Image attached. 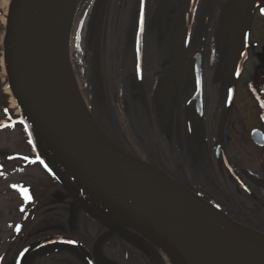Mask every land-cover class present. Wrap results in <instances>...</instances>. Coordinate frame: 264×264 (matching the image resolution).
I'll return each mask as SVG.
<instances>
[{"label":"flooded vegetation","instance_id":"flooded-vegetation-1","mask_svg":"<svg viewBox=\"0 0 264 264\" xmlns=\"http://www.w3.org/2000/svg\"><path fill=\"white\" fill-rule=\"evenodd\" d=\"M120 1L92 0L79 20V47L75 44L72 59L82 97L92 99V89H96L97 103L109 104L124 124L129 112L132 117L138 112L134 96L140 92L152 116L147 122H156L159 162L174 179L158 171L182 187L186 193L180 196L190 200V215L181 209L175 218L180 229L204 252L209 249L224 261L252 264L258 257L254 254L264 252V192L246 175L264 184V146H256L250 138L254 130L264 137V0H198L188 42L186 20L191 0H144L143 70L155 64L166 70L152 96L135 89L137 83L152 76L142 74L138 80L135 74L134 47L142 0H132L130 9L125 8L128 1ZM13 2L0 0V46ZM246 36L247 58L235 77ZM125 58L130 59L127 66ZM196 60L201 70L199 94ZM120 71L126 76L117 81L114 77ZM138 120L143 121L141 117ZM128 123L132 125L131 118ZM218 147L239 180L219 159ZM91 189L94 195H86L85 201L67 187L54 198L57 202L53 205L65 206L59 211L66 224L70 227L71 222L85 239L79 244L81 249L74 250L77 257L65 252L55 262L40 258L28 264H166L151 238L164 242L160 232L152 233L155 217L146 201H142L146 208L141 214L112 205L100 209L103 200L111 199L99 182ZM196 206L200 209L194 216ZM33 220L34 215L27 229ZM26 228L22 226L23 237ZM231 228L247 240L245 245L234 239ZM102 235L106 238L100 260H96L92 249ZM114 235L121 237L120 248ZM126 255L136 262H122L120 256ZM17 260L18 223L9 240L0 225V264H17Z\"/></svg>","mask_w":264,"mask_h":264},{"label":"water","instance_id":"water-1","mask_svg":"<svg viewBox=\"0 0 264 264\" xmlns=\"http://www.w3.org/2000/svg\"><path fill=\"white\" fill-rule=\"evenodd\" d=\"M198 0H191L186 20V42L189 40L191 26L194 17V11ZM44 6V0H14L7 19L6 34L3 41V65L7 77L8 89L22 112L27 124L40 136L44 134L50 140L58 144L63 149L89 160V163L95 166H89L90 170L81 171V168H74L75 180L78 184L87 190L89 194L94 195L91 189L99 182L104 190L108 193L111 201L103 200L105 206H116L119 209L129 211L135 209L124 202L123 194H116L113 188L112 178L110 177L113 168H117L125 174L127 179L134 182L136 191L141 192L146 199L147 209L152 211V216L155 217V227L151 230L152 233L157 231L163 238V245L174 256L180 264H237L235 262H227L214 256L209 249L204 250L196 242L189 240L184 230L178 225L175 218L179 216L180 211H186L189 216V201L180 196L186 191L162 175L154 168L138 162L136 159L119 149L114 145L100 130L92 123L94 129L87 126V117L81 106L77 108H64L62 114L57 113L56 101L51 88L44 87V72H42L39 62V47L36 48L35 43L38 41L39 35L35 34V38L28 39L31 33L35 31L33 24L40 10ZM144 0L140 4V13L138 20V28L135 37V72L137 79L140 80L142 72L143 58V26H144ZM25 44L30 54V61L34 65L37 80L30 84L25 78V75L19 65V54L21 46ZM248 38L246 36V45L240 55L236 65L235 77L240 73L242 66L247 58ZM201 70L198 60L194 65V76L197 83L198 94L200 92ZM41 78V80H40ZM43 84V86L41 85ZM42 86L45 89H40ZM50 90L51 98L44 101L40 93H45ZM76 99V98H75ZM58 100V98H57ZM51 106V108L48 106ZM59 105V103H58ZM62 117V118H59ZM41 137V136H40ZM42 138V137H41ZM251 141L258 147L264 146L263 135L254 130L250 135ZM220 148V150H219ZM217 154L232 176L238 179V176L230 167L224 152L221 147H218ZM45 168L51 172L47 165L42 162ZM90 174H94L91 177ZM263 192L264 184L256 178L246 174ZM239 180V179H238ZM131 183V182H130ZM179 193V196H178ZM179 197V198H178ZM82 208L81 205H79ZM139 212H142L137 208ZM131 225V222L128 221ZM157 227V230H156ZM22 228L18 227V234ZM232 236L238 240L240 245H245L246 239L241 236L236 230L231 228ZM154 235V234H152ZM106 235L101 236L96 240L93 246V257L100 260V247L105 240ZM66 245L75 248H80L78 244L65 239H50L39 242L25 251H23L17 260V264H22L25 257L47 245ZM220 250V249H219ZM252 264H264V252L258 254V257L252 260Z\"/></svg>","mask_w":264,"mask_h":264},{"label":"rangeland","instance_id":"rangeland-1","mask_svg":"<svg viewBox=\"0 0 264 264\" xmlns=\"http://www.w3.org/2000/svg\"><path fill=\"white\" fill-rule=\"evenodd\" d=\"M64 0H53L48 10L44 11L45 18L43 23L42 32L45 35H50V46L53 48L52 53H56L55 44L58 42V38L64 39L63 48L65 50V58L67 60L68 78L72 80V91L78 97V100L82 98L81 89L78 87V79L76 77L75 68L72 63V52L75 46L76 30L79 24V20L87 8L88 4L92 0H72L71 6H67L70 0L63 3ZM122 1V2H121ZM120 2L128 1L125 3V8L130 9L132 0H121ZM121 4V5H122ZM259 24V23H258ZM254 35H257L255 33ZM53 36V38H52ZM3 41V40H2ZM175 43V42H174ZM176 43H180L176 41ZM82 45V42H81ZM36 48H40V42L36 41ZM125 48V46H124ZM2 44L0 46V225H3L7 240L13 237L16 225H22L26 228L27 222L30 220V216L34 215V220L31 222L29 229L24 231V237L20 233L18 235V250L21 247H30L39 242L50 239H65L68 241L76 242L78 244L84 243L79 233L70 227L65 222L64 215L59 209L65 207L63 205H53L57 202V194L59 193V187L62 184L67 187L70 192L78 197L80 200L85 201L88 193L79 186L72 178H75V174H70L65 168L53 157L49 149L37 141L33 135L31 139H34V145L39 155L45 159L46 163L53 170L54 176H50L43 168L37 163L36 156L33 154L31 146L27 143L28 139L25 137L22 124L18 123L19 114L21 113L18 105L15 103L10 91L7 87V78L3 65V52ZM132 56L130 55V58ZM166 55L163 56L165 60ZM168 62L169 60L166 59ZM134 61V60H133ZM130 62V59L125 58L124 64ZM126 67L124 66V69ZM123 69V70H124ZM166 70L155 64L149 68H144L143 77L146 74L151 73V77L148 80H141V82L135 85V89H140L142 92H147L149 96H152L154 90L160 78L165 74ZM120 75H116L114 79L121 81L126 72ZM45 79V78H44ZM41 80V78H40ZM74 81V82H73ZM148 81V84H147ZM43 86V84L41 83ZM51 85V84H50ZM40 86V89H45ZM148 86V87H147ZM51 87V86H50ZM53 90V89H51ZM96 89H92V99L87 98V108L89 116L93 124L102 132L114 145L119 149L136 159L138 162L148 164L150 167H155L161 172L167 175V177L174 179V175L167 174L163 170L160 159V149L156 148L154 136L157 134L156 122H149V111L143 104V96L140 92H136L135 107L138 108V112L135 117H132V113H128V120L122 124L121 116H115L109 104L97 103ZM75 98V97H74ZM89 101V102H88ZM85 106V104H84ZM139 117L142 118V122L138 123ZM9 118L11 119L9 121ZM132 120V125L128 123L129 119ZM119 124H117V121ZM153 120V119H152ZM139 121V120H138ZM9 122V124H4ZM153 124V125H152ZM158 124V123H157ZM154 126V127H153ZM155 144V145H154ZM159 149V150H158ZM49 151V152H48ZM51 155L54 161L51 158ZM84 161L89 163V160L83 158ZM169 161L172 159H168ZM74 172V169L73 171ZM94 177V174H90ZM76 179V178H75ZM55 180V182H54ZM78 182V180H76ZM59 187H57V185ZM116 193L118 194L121 189L115 185ZM27 197V199L25 198ZM53 198V199H50ZM134 199V197H133ZM133 203V200L130 202ZM128 204V203H126ZM100 209H105V206L101 204ZM138 214H141L139 211ZM73 226V225H72ZM11 232V233H10ZM23 237V241L19 244L20 239ZM117 242V248L121 246V237H115ZM124 244H122L123 246ZM77 257L73 248L69 246L54 244L47 245L29 253L25 259V264L35 262L37 259L42 258L54 260L60 259L65 254ZM120 254V252H119ZM121 255V254H120ZM166 263L167 258L162 252ZM258 256V254H254ZM122 262L129 263L131 259L128 255L120 256ZM48 261V260H46ZM58 262V261H57ZM60 263V262H59ZM45 264V263H44Z\"/></svg>","mask_w":264,"mask_h":264},{"label":"bare ground","instance_id":"bare-ground-1","mask_svg":"<svg viewBox=\"0 0 264 264\" xmlns=\"http://www.w3.org/2000/svg\"><path fill=\"white\" fill-rule=\"evenodd\" d=\"M51 1L53 0H44V6L42 7V10H40L33 24V27H34L33 31L35 32L34 34L32 32L30 37L28 36V39L32 40L33 37L35 38L36 33H38L39 35L38 42H40V48H39L38 58H39V62H40L39 64H40L41 70L42 72H44V78H45L43 79V81H45L44 86L46 88L49 87L53 89L54 97H56L54 101H56L57 103L55 109L57 113L60 114L61 116L62 109L64 108V106L68 109L71 107H74V108H77L78 106L82 107L84 105L82 104V101L80 99L78 100V97L72 91L73 85L71 83L73 79L71 80L68 78L69 72L67 69V60L65 58V50L63 48L64 39L60 37L58 38L59 40L55 44L56 53L54 54L51 51L53 48L50 46V35L48 34L45 35L41 29L43 28V23H44L43 18H45L44 11L45 10L47 11L48 8H50L49 6L51 5ZM65 1L67 0H64L63 3ZM71 3H72V0H70V3H68L67 6L70 7ZM72 63L74 66L73 61ZM19 65L25 75L26 80L30 82V84L34 85L33 83L37 80L36 75L38 74H36V72L34 71V65L30 61V54L25 44L21 46V50L19 54ZM50 95H51L50 90H48L45 93H40V96L44 101L48 100V98H51ZM83 100L86 103V99L83 98ZM49 107L51 108V106ZM60 116L59 118H62ZM86 117H87L86 119H87L88 128L94 129L92 123L90 122L89 117L87 115ZM40 136L42 137L46 146L49 148V150L51 151L53 156L56 158V160L60 162L62 166L68 169V171H72L74 168L79 167L81 168V171L90 170L91 173L94 172L89 167V166H92V167L95 166L94 164L87 163L81 157H78L77 155L71 153L70 151L63 149L58 144H56L55 142L50 140L48 137H46L44 134L40 133ZM112 170L113 172L110 177L112 178L114 184H116L119 187V189H121L119 193L123 194L122 198L124 199V202L130 203L133 200V197H136V199H138L136 201L137 205L140 206V209H145L146 207L143 205L141 201L145 202L146 199L142 195L141 192L136 191V186L134 182L127 179L123 171L117 168H113ZM198 209L200 208L197 206L194 207V211H193L194 216L196 215ZM155 241L162 248V251L167 258V264H180L177 261V259L169 253V251L166 249L163 243L160 242L156 237H155Z\"/></svg>","mask_w":264,"mask_h":264},{"label":"trees","instance_id":"trees-1","mask_svg":"<svg viewBox=\"0 0 264 264\" xmlns=\"http://www.w3.org/2000/svg\"><path fill=\"white\" fill-rule=\"evenodd\" d=\"M30 131H31V134L33 135V137H34L37 141H39L41 144H43V142L41 141V139L39 138V136H38L36 133H34L31 129H30ZM43 145H44V144H43ZM23 249H24V248H20V249L18 250V255L20 254L21 251H23Z\"/></svg>","mask_w":264,"mask_h":264},{"label":"snow or ice","instance_id":"snow-or-ice-1","mask_svg":"<svg viewBox=\"0 0 264 264\" xmlns=\"http://www.w3.org/2000/svg\"><path fill=\"white\" fill-rule=\"evenodd\" d=\"M261 13L264 14V8L261 9ZM27 199V197H25Z\"/></svg>","mask_w":264,"mask_h":264}]
</instances>
